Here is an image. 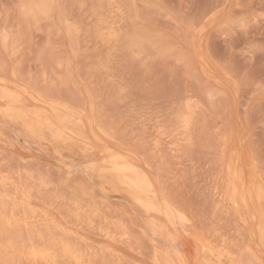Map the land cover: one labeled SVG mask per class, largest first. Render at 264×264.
<instances>
[{"label": "bare ground", "instance_id": "bare-ground-1", "mask_svg": "<svg viewBox=\"0 0 264 264\" xmlns=\"http://www.w3.org/2000/svg\"><path fill=\"white\" fill-rule=\"evenodd\" d=\"M106 2L112 5L116 3L115 0H106ZM19 5L24 20L49 19L52 16L50 13L53 0H21ZM97 5L99 6V3ZM116 9L120 14V17L118 16L120 20L122 9L119 5ZM109 20L97 19V24L100 25L94 30L97 39L110 44L114 49L112 53L119 52V45L121 46V43L125 41L123 43L127 45L129 55H133L134 58L138 56L144 50L142 41L146 38L143 34L130 32L131 35H129L126 30L121 31L124 22L121 24L117 21V23L113 22L116 19ZM72 27V24H66L68 34L77 33V30ZM17 43L10 32L1 30L0 48L8 55L10 54V58L14 56L13 59H15L13 54L17 51L15 50ZM124 47L122 48L125 49ZM123 51L126 52V50ZM125 54L128 55V53ZM17 60L11 63L0 59V264H189L192 257H198L201 264H264V182L259 174L256 177L252 175H249V178L244 177V172L248 170L247 165L240 163L239 154L235 148L232 152L230 148L231 162H228L226 166L228 145L234 140L235 135L229 132L226 125L228 132L225 128L218 129L222 134L218 133L220 136L216 138L215 130L205 122L208 120V117L206 119L208 106L212 103L211 93H204L202 97L196 92L199 88L195 91L190 87H186L181 93L177 91L179 94H176L173 103L170 100V104H173L169 118L170 130L173 132L171 142L161 138L166 133L161 129L156 130L158 136L156 133L154 136L157 139L151 144L149 139L142 140L138 136L140 137L138 139L142 141L128 146L125 143L127 138L124 140L123 137L124 143H119L118 134L113 129L116 124L112 126L107 112L106 116L102 113V104V107L96 108V104L100 102L96 100L95 106L84 94L83 96L81 94V96L63 95L61 90L55 88L53 81L48 82L45 78L38 81L31 73L24 74L25 71H22L20 68L22 66H19L20 61ZM202 60L205 61L204 58ZM99 63V69L107 66L105 62L106 66L102 62ZM66 67L69 70V63ZM99 69L98 71H101ZM112 77L114 79L113 75ZM113 81L116 80L111 82ZM60 84L62 87V82ZM199 84L202 85L200 82ZM91 98H94L93 95ZM93 102L95 103V100ZM126 102L128 103L127 100ZM105 111L110 112V110ZM209 111H211L210 108ZM225 123L222 124L225 125ZM156 126L158 127L157 124ZM157 127L156 129H159ZM143 129L146 128L143 127ZM9 133L21 139L23 145L27 147L35 144L40 148H46L44 154L53 156L55 160L62 163V166H58L54 169L55 171L43 166L35 167L32 165L34 160H29L24 155L20 157L19 164L13 167L7 158L11 150L7 152L2 147L6 143V146L11 144L12 138ZM147 136L143 137L147 138ZM134 137L135 135L131 138ZM127 142L129 143V140ZM200 148H206L207 153H216L217 163L215 158L213 161L215 160L214 165L216 163L218 167L215 175L216 184L210 192H205L206 196L203 192L205 197L202 201L204 198L208 200L210 206L206 205L207 211L211 208L213 217L217 209H224L227 218L229 216L233 219L235 229L232 236L222 235L215 228L204 229L203 223L207 228L209 222L205 223V220L202 222L203 212L202 214L199 212L202 210L193 208V201L192 205L188 203L192 206L189 208L182 200L178 189H174L172 180L169 181L171 178L169 175L172 174L169 163H173L169 159H178L183 155L191 157ZM197 152L200 153V151ZM203 152L206 153V150ZM209 155L211 157V154ZM71 157L85 163L82 165L74 163L69 166L66 162ZM192 157L196 161L195 156ZM13 159L15 160V157ZM13 159L11 157V160ZM254 163L249 165L252 169L257 168ZM73 166H78L89 181L83 180L82 177L77 178L80 176L76 177L75 174L71 175L70 167L74 168ZM194 166L196 169V165ZM226 168L230 171L229 180L224 175ZM191 169H193L192 165ZM186 171L189 172L183 169L176 173L178 175L175 179L181 182L182 191H184L183 179L188 177ZM211 171L213 172L212 169ZM186 190L188 191V188ZM97 192H100L102 196L109 193L118 196L117 198L127 207H131V210L109 203L110 201L108 202L105 197L98 196ZM195 205L194 207L198 206ZM191 209L196 211H193L194 216L189 213ZM209 219L206 218L207 221ZM256 220L257 225L254 227L253 223ZM218 225L221 224L218 223ZM164 227H167V230H162ZM160 230L163 231L162 234H159ZM155 236L162 237L164 242H167V246L153 245L154 247H151V245L150 255L146 256L151 261L143 262L140 255L147 247L144 245L146 242L144 240ZM174 244L184 250L181 258L172 256L170 247Z\"/></svg>", "mask_w": 264, "mask_h": 264}, {"label": "rangeland", "instance_id": "rangeland-1", "mask_svg": "<svg viewBox=\"0 0 264 264\" xmlns=\"http://www.w3.org/2000/svg\"><path fill=\"white\" fill-rule=\"evenodd\" d=\"M99 1L100 0H53V13H50V16L52 14L51 18L24 20L19 7L21 0H0V32L1 30H7L17 40L18 43L15 44L17 45L15 48L17 51L13 55H15L16 60L18 59V62L20 61L19 66H22L20 68L23 72L25 71L24 74L31 73L38 81L44 78L47 79L48 82L53 81L55 88L57 87L59 91L61 90L60 92L63 95L69 96L71 94V96H83L84 94L86 98L88 96L87 100L91 101L92 104L95 105L97 101L100 102V104H96L97 106L95 105L96 108H100L102 104V113L105 114L107 112V117H111V119L109 117L108 120L112 121V126L116 124V127L114 126L113 129L118 134L119 143H124V140L127 138L125 143L128 146L136 145L145 139H149L151 144L157 139L155 136H158L157 132L161 129L164 133L166 132L161 138H165L164 141L171 142L173 132L170 130L169 118L172 112L173 100L177 96L176 94L181 93L186 87H190L195 91L199 88L196 92L202 97L205 95L204 93L209 92L212 94V103L210 104L211 106H208L211 111H209L208 108L206 119L208 117L210 125L209 122H207L208 120L205 122L215 130L216 138L220 136V133L222 134V132H220L221 129L225 128L226 130V125H228L227 129L229 132L235 135L234 140L228 145L226 166L231 162V157H229V155H231L232 149L235 148L239 154L240 163L247 165L248 170L244 172V177L249 178V175L256 177L259 174L264 182V0H135V2H132V0H115L116 3L115 5L113 4L115 7L106 2V0ZM97 3H99V6ZM103 3H106L108 7ZM118 5L122 9L123 20L122 17L120 20L118 18V16L120 17L116 9ZM131 5H133V7ZM100 7L103 8L99 9ZM130 7H132V9L134 8L133 10L135 12ZM114 12L118 13V15ZM144 16L147 18H142ZM98 18L110 19L109 21L116 19L113 22L117 21L121 24L124 22L122 24L123 28L121 26V31L124 32V30H126L129 35H131L130 32H133V34L138 32L142 33L144 38H146L144 39L145 41H142L143 49L146 51L142 50V52L134 58L133 55H129L126 47L127 45L123 43L125 42L123 41L122 43L126 48L121 43V46L119 45L118 47V51H120H116L117 53L114 51L115 53H112L114 49L111 48V45L97 39L94 35V30L100 26L97 24ZM65 23L69 25L72 24V28H75L77 33L68 34V27L66 28ZM122 49L126 50V52ZM0 52L1 55L3 54L5 56L2 55L0 58L2 61L6 62L7 60V62L10 61L11 63L16 62V60L13 59V55H11L13 58H10V54L8 55L1 48ZM125 53H128V55ZM181 54L183 55L181 56ZM188 55L190 57H188ZM202 58H204L205 61H203ZM58 61L60 63H58ZM99 62L107 63V66L104 63L106 66H104L105 68H100L101 71H98ZM68 63L70 67L69 70H67L66 67ZM209 76H212L215 81ZM112 80L116 81L111 82ZM61 82L63 85L62 87L60 84ZM117 82L120 84L118 85ZM199 82L202 85H200ZM121 83L123 85H121ZM124 85H126V87ZM121 88H125L123 89L124 91ZM177 91L180 92L178 93ZM92 95L94 98H91ZM94 100L95 103L93 102ZM170 100L172 101L171 104ZM205 103H207V100H205ZM170 107L171 109H169ZM105 110H110V112ZM123 113L126 118H124V116L122 117ZM131 113H133L134 116ZM115 114L117 116H114ZM117 118L120 121L117 120ZM125 119L127 120L125 121ZM133 120H135L134 124H132ZM126 122L128 126L125 127V125H127ZM222 123H225V125ZM143 127L146 129H143ZM156 127L159 129H156ZM132 128L134 131L131 130ZM144 130L149 132L147 133ZM228 130L226 131L228 132ZM144 132L148 135L147 138L143 137L146 136ZM130 133L132 135H130ZM134 135L135 137L131 138ZM9 136L12 138H9L11 144L6 146L7 143L5 142L6 144L4 143L5 145L2 147L7 152L8 150L13 151V153L11 151L8 152L7 156L13 167L19 164L20 157L24 155L27 156L26 158L29 160H34L32 165L35 167L43 166L44 168L54 170L58 166H62V163L57 159L55 160L53 156L44 154L46 148H40L35 144H31V146L27 147L23 145L24 143L21 139L16 138L13 134L9 133ZM138 136H140L142 140L138 139L140 138ZM149 136H151V138ZM128 140L130 145L127 142ZM203 150H206V153H202ZM197 151H200V153ZM197 151L195 152L196 154L193 153V155H191V157L195 156L196 161L193 157L191 158L186 155L178 159H169L170 162L173 161V163H175H169L173 174L169 175L171 177L169 181L172 180L173 183L171 184H173L175 188L172 187L176 190L178 189L182 200L189 208L193 206V208L197 210H202L199 211L201 212L200 214L203 212L204 219H201L202 222L205 220L204 222H209L207 225H210V227L207 226L206 228V224L204 225L203 223L204 229L215 228L218 229L217 231L222 235L229 234V236H232L234 235L235 229L233 219L229 216L228 218L230 219L227 218L224 209H217L213 217L211 208H209L210 214L209 211H207V206H210L208 200H204V198L202 201V198L207 195L206 193L210 192L211 188L216 184L215 175L218 170L216 165V153H207L208 150L206 148H200L197 149ZM14 153L16 154L14 155ZM209 154H211V157ZM10 156L12 159L15 157V160H17H11ZM205 157L207 158L205 159ZM213 158L216 160H214L216 162L215 165ZM73 159L74 158L71 157L65 162L69 164V166L74 163L81 165L85 163L81 160L74 159V161ZM187 163L189 164L187 165ZM251 163L256 164L257 168L252 169L249 166ZM190 164L193 166L191 170ZM194 165H196V169ZM73 167L74 168L70 167L71 175L75 174L76 177L80 176L77 178L82 177L83 180L89 181L78 166ZM201 167H203V169ZM64 169L67 168L64 167ZM183 169L189 171H186L188 176L187 179H183L182 184L184 191H182L183 188L180 186L181 182L175 179L178 175L176 173L181 172ZM224 175L228 180L230 179V171L228 168H226ZM210 178L211 180H209ZM88 183L90 184V182ZM211 183L213 184L212 186ZM179 187L181 188L180 190ZM187 188L189 192L186 190ZM183 192H186V196ZM97 194L100 197L102 196L100 192H97ZM102 197H105L108 202L110 201L109 203L131 210V207H127L122 200L117 198L118 196H113L112 193ZM188 198L190 200H188ZM205 202L207 204H205ZM194 205L196 207H194ZM202 206L206 207L204 208ZM102 211H104V213L106 212L105 209ZM191 211L193 212L195 209H191ZM191 211L189 212L190 215L194 216V212L192 214ZM206 218L211 219L207 221ZM218 223L221 225H218ZM254 223L253 226L256 227L257 220ZM162 230H167V227L162 228ZM162 230L159 231V234H162ZM224 230H226V232H224ZM162 240L163 238L158 236L144 240L146 241L144 245L147 247L143 250L144 253L140 255V259L143 262L150 263L151 259L148 257L146 258V256L150 255V248L154 246H167V242ZM170 248L174 258H181L183 256L184 250L180 246L174 244L171 245ZM199 262L200 259H198V257H192V261H190L189 264H201Z\"/></svg>", "mask_w": 264, "mask_h": 264}]
</instances>
